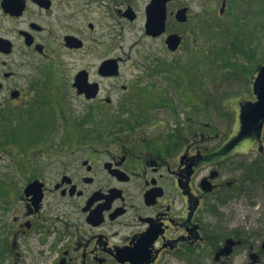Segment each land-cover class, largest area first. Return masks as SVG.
<instances>
[{
    "label": "flooded vegetation",
    "instance_id": "flooded-vegetation-1",
    "mask_svg": "<svg viewBox=\"0 0 264 264\" xmlns=\"http://www.w3.org/2000/svg\"><path fill=\"white\" fill-rule=\"evenodd\" d=\"M258 1L168 0L155 33L153 0H0V157L17 127L29 132L14 173L0 166V196L9 201L0 203L9 212L0 264H264V207L255 228L240 217L264 182V118L248 116L259 100L264 40L237 49L232 32ZM119 18L129 31L142 19L135 39L163 46L144 64L132 61L142 72L123 81L132 54L117 52ZM230 50L247 62L232 65ZM70 53L85 61L64 82L61 58ZM187 64L240 67L248 79L224 74L243 80L242 94L217 102L205 85H185L196 107L183 119L157 88ZM65 85L83 113L65 112ZM232 102V111L220 108L222 131L210 105Z\"/></svg>",
    "mask_w": 264,
    "mask_h": 264
},
{
    "label": "rangeland",
    "instance_id": "rangeland-1",
    "mask_svg": "<svg viewBox=\"0 0 264 264\" xmlns=\"http://www.w3.org/2000/svg\"><path fill=\"white\" fill-rule=\"evenodd\" d=\"M197 8V6H195ZM245 17H251L250 19L244 20L242 24H235L232 28L233 34V40L239 41L241 45L238 46L237 49L241 48H249L251 46L256 45V42L258 40H264V0H260L257 3L256 8L251 11L247 12ZM123 19L119 18L118 20H113V31L116 33H120V38L118 41H120L118 45L120 47L117 49V52L121 54V56L126 57L129 54H132V58L124 63V73L119 81L123 80H130L134 77H137L139 74H141L142 69L140 68V64H136L132 61H138L141 64L146 63V60L148 59L149 54L153 53L158 54L163 49L162 43L158 40H150L148 38H144L143 40H136L133 33L139 34L142 27V19L137 21L135 24H133V30L129 31L127 29H124ZM253 31L254 33H252ZM249 34H253L252 38L251 36L247 37V40L244 41L241 40L242 36L246 37ZM137 38V37H136ZM116 42V39L113 41ZM264 48V47H263ZM152 49V50H150ZM245 50V49H244ZM163 52V51H162ZM227 61L232 62V65H240L245 64L247 62L246 58L243 56V54L240 51H227ZM169 56V55H168ZM208 55L205 54L203 57L206 58ZM142 59V61L140 60ZM63 63H65V66H61L60 71L64 73V77H66V81L68 82L70 78L73 76V74L78 70L81 66H83L84 61L82 58L78 56V53H70L68 55L63 56L62 58ZM170 59V56H169ZM202 60V59H201ZM203 61V60H202ZM186 64V63H185ZM185 68V72L177 71L176 75L173 76H166L163 80L165 83V86L157 88L158 91H160V94L158 93V97L166 99L170 104L174 105L172 107L175 108V106L179 109L178 113L185 119L187 115H191V108L196 107V104H192L189 101L184 99L186 88L185 85L187 84H203L205 85L209 93L212 97V101L217 102L220 99H222L225 96H232V97H240L242 94V86L241 84L243 82L242 79H245L247 81V77L245 76L244 70L240 69V67L237 68H231V66H227V68H220L216 67L214 69H210L207 67H197V68ZM224 70V71H223ZM234 72V76L241 77L236 81H231L230 79L226 78L224 74L232 73ZM54 81L57 82V80H60L56 74L52 77ZM62 79V77H61ZM156 80H160V77L154 78ZM242 82L241 84L239 83ZM217 84H219V87H217ZM242 84V85H243ZM246 85V84H245ZM63 92H65V103L63 105V108L67 114L71 115H77L78 113H83L85 105L81 103L79 99H76L74 95H72V92L70 88L65 85L63 86ZM107 90L105 89L104 92ZM61 92L60 89L57 90V95ZM60 97V96H58ZM114 97L117 98V94H114ZM238 100V99H236ZM62 101V100H61ZM231 106V111L233 110V107H236L237 104L232 103H224V105H219L216 103L214 105L215 108H213L210 105V117L213 118L216 127L220 130H225V118H221L220 115V108H227ZM57 108V106H56ZM212 109V110H211ZM232 118V116H231ZM230 118V119H231ZM229 129V127H228ZM28 127L25 124H21L19 127L15 129V131L8 136V146L3 147L1 151V157H0V166L2 168H5L8 170L9 173H14V170L11 166L12 158H15V155L19 151L20 143L24 137V135H27L29 132L27 131ZM28 132V133H27ZM9 151L12 152V154H9ZM255 153H252L251 156H254ZM249 156V158L251 157ZM13 170V171H12ZM15 185H20L15 184ZM261 183H259L258 186H256L258 197L256 200H254V204L251 199L249 198L246 205L242 206V214H241V220L244 222H247L248 225H251L252 228H255L256 225V219L258 216H260V210L264 207V182L263 186H260ZM252 186V181L248 182V188H249V195L252 196L250 193H252V190H250ZM2 199V201H1ZM0 203L5 204L9 203L8 200L1 198L0 196ZM7 214H9L6 210H0V222L3 224L5 221ZM1 227V226H0ZM2 230L0 229V238L2 236Z\"/></svg>",
    "mask_w": 264,
    "mask_h": 264
},
{
    "label": "water",
    "instance_id": "water-1",
    "mask_svg": "<svg viewBox=\"0 0 264 264\" xmlns=\"http://www.w3.org/2000/svg\"><path fill=\"white\" fill-rule=\"evenodd\" d=\"M153 4L148 10L149 19H148V29L151 32L161 33L164 30L165 26V17H166V3L168 0H153ZM169 45L172 49H176V46H172V43L176 45L175 36H171L168 40ZM116 68V66H115ZM85 79L81 74L77 77L78 86L81 87V82ZM258 85L260 87L259 100L250 105L248 109V116L251 118L252 123H258L261 119L264 118V68L261 71L259 76ZM88 87V85H87ZM94 94H89V96Z\"/></svg>",
    "mask_w": 264,
    "mask_h": 264
}]
</instances>
